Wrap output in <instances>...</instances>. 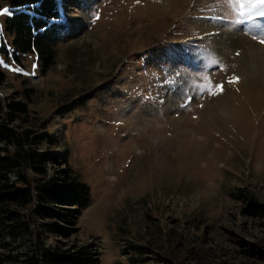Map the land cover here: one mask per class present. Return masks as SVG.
Wrapping results in <instances>:
<instances>
[{"label":"rangeland","instance_id":"1","mask_svg":"<svg viewBox=\"0 0 264 264\" xmlns=\"http://www.w3.org/2000/svg\"><path fill=\"white\" fill-rule=\"evenodd\" d=\"M12 1L0 0V98L27 90L43 148L90 187L69 237L34 224L15 252L41 242L92 246L100 264H264V44L222 0H62L71 27L48 69L15 59Z\"/></svg>","mask_w":264,"mask_h":264},{"label":"trees","instance_id":"2","mask_svg":"<svg viewBox=\"0 0 264 264\" xmlns=\"http://www.w3.org/2000/svg\"><path fill=\"white\" fill-rule=\"evenodd\" d=\"M11 11L6 33L13 37L15 59L33 53L43 69L51 67L57 38L67 29L58 22L57 0H13ZM4 81L0 71V85ZM25 93L26 99L0 98V264H100L92 246L62 250L39 242L31 252H15L23 245V234H35L34 224L46 234L69 237L90 202V187L67 158L43 148L45 132L38 133L28 124L30 93ZM8 237L11 242L5 241Z\"/></svg>","mask_w":264,"mask_h":264},{"label":"snow or ice","instance_id":"3","mask_svg":"<svg viewBox=\"0 0 264 264\" xmlns=\"http://www.w3.org/2000/svg\"><path fill=\"white\" fill-rule=\"evenodd\" d=\"M228 7L231 15L234 17V25L246 29L245 34H251L253 40H258L260 44H264V0H222ZM37 4H33L35 8ZM59 12V21L67 27H71L66 13L63 10L62 0H57ZM0 14L11 15L9 9H3ZM98 18V17H97ZM239 55V52H237ZM238 81V77H233L230 83ZM218 91H223L222 85H216ZM217 93H213L215 95Z\"/></svg>","mask_w":264,"mask_h":264},{"label":"built area","instance_id":"4","mask_svg":"<svg viewBox=\"0 0 264 264\" xmlns=\"http://www.w3.org/2000/svg\"><path fill=\"white\" fill-rule=\"evenodd\" d=\"M0 27H1V28H0V30H2V26H1V23H0Z\"/></svg>","mask_w":264,"mask_h":264}]
</instances>
